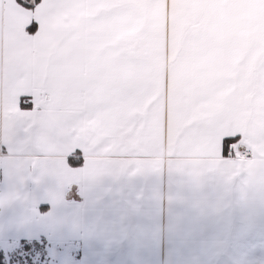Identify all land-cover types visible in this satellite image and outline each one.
<instances>
[{
  "label": "snow or ice",
  "instance_id": "obj_1",
  "mask_svg": "<svg viewBox=\"0 0 264 264\" xmlns=\"http://www.w3.org/2000/svg\"><path fill=\"white\" fill-rule=\"evenodd\" d=\"M0 264H264V0H0Z\"/></svg>",
  "mask_w": 264,
  "mask_h": 264
},
{
  "label": "crops",
  "instance_id": "obj_2",
  "mask_svg": "<svg viewBox=\"0 0 264 264\" xmlns=\"http://www.w3.org/2000/svg\"><path fill=\"white\" fill-rule=\"evenodd\" d=\"M159 186V191L163 195V203L159 208V213H160V224L161 226L166 227L167 225V193H168V183H167V178L163 177L161 180L158 182ZM41 209L46 210L48 208L47 204H41ZM84 255V252L81 251L78 255V259Z\"/></svg>",
  "mask_w": 264,
  "mask_h": 264
}]
</instances>
